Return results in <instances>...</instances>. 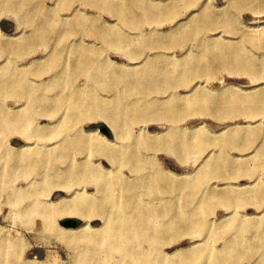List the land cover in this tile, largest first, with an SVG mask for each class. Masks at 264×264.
Listing matches in <instances>:
<instances>
[{
    "label": "rangeland",
    "instance_id": "1",
    "mask_svg": "<svg viewBox=\"0 0 264 264\" xmlns=\"http://www.w3.org/2000/svg\"><path fill=\"white\" fill-rule=\"evenodd\" d=\"M3 1H6V5H4L2 10H0V53H2V55L0 56V68L9 67L10 65L14 64H24L27 65V67L31 65L29 67L30 77L38 81H47L48 79L52 78L53 73L43 72L39 67V60L37 59H39L40 56L43 55H53L57 52H62L64 51V46L70 44L76 48L80 46L82 49L86 47L96 48L92 53L93 55H95L96 53L100 54L95 55L97 58L96 62L101 64L102 67H105V70L108 73L111 72L114 76L116 74V77L117 74H120L121 77L124 74L123 77H126V73L141 71L151 72L152 70H166L169 72H173L174 70H176V67L179 71H181L182 74L180 75L171 74L167 77L145 75V77H141V79L143 80V83H140L141 86L137 85L135 81L136 77H134L131 84L127 85L126 83H123L115 86V89L114 87H112V85H107V82H102V80L99 78L96 79L95 73L92 76H87L86 74L82 73V69L73 66H71L72 68L69 67L71 68V71L74 70L75 73V77L74 75L70 77L74 78V85H76V87L87 86L88 88H90L91 92L95 89V92H97L96 94H98L99 99H101L103 103L100 107L90 108L91 110H93V112H88L91 114L94 113L93 116L90 115L91 118L93 117L92 119L90 118L89 120L84 115L77 117L78 119L76 118L75 121L71 122L72 124L70 125V127L60 137H62L65 133L68 136L73 137L75 133L80 129H99V131L103 133L101 131V126H105L108 128V126L106 125L109 124L106 123H109L110 121L112 124L116 125L119 133L123 136L121 139H126L128 135H131L133 137H138V139L141 137H145L147 140H152L154 142V149L144 151L148 159L146 163H149V165L151 164V166H149L145 163V175H148L149 173L153 176H156L158 175V173H161L162 170L166 171L169 169L173 171L175 173L174 175L176 176H185L183 178L184 181L190 182V184L186 183L187 185L183 183L185 187L187 186L186 189H189L190 191L193 189L192 187L198 189L197 195L195 196L196 198L198 197V199L203 198L204 203L202 202L203 205L201 203V205L199 206H204V211L206 210V212L203 216L195 218L193 222L202 220L206 216V218L212 220V222L214 223L213 226L215 227V230L216 227L221 228L220 232L222 233V235H220L219 237L208 238L205 235L193 234L191 226L189 225L190 222L189 224L188 221L187 224H184L186 222H182L181 224H179L180 222L177 221V226H175L176 228L173 225L172 229H169L171 233H169L168 231L164 234V237L162 235L161 239L163 240L160 239L161 241H159L158 243H154L157 249L167 255L176 254L181 250L184 251L183 254H186L185 257L174 260V263L172 262L171 264H203V262H205L204 259L196 251L200 250L201 248L199 244L202 243L203 246H205V244L209 243L212 246V250L214 252L216 250H224L226 244H228V241H231V238L232 240L239 239V236L237 237L233 234L224 235V227L236 226L240 224H245L247 226L246 229H248V231L246 230L245 236L242 238H248L249 240L255 242L257 241V247H254L256 249L254 251L255 254H253L254 252H249L248 247L243 248L242 252H245L244 255L251 256H248L247 258L243 257V259H240L238 263L264 264V243L263 246H261V244H259L258 242V239H260V237H253V232L251 230L253 229V227H251L250 225L252 224L250 222H264V201H261V194L264 193V167L260 166V163L258 162L259 160L264 159V109L258 111L259 114L251 113V111L248 109H244L245 111L236 112L234 114H229L228 111H223L222 114H219L216 111V108H211L208 110L205 104L203 106V101H200L198 103L199 105L196 104L194 105V107L190 105V103L196 100L197 96L199 95L200 96L198 98H203L204 96V98H208L209 95L212 98H215L218 95L225 94L227 92H232L234 93L233 95L238 94L245 97L255 96L259 94H262V96L264 95V93H262L264 91V70L263 75H259L261 78H258L259 76L256 77L250 75L251 72L249 70L246 71L241 65H239L241 60H238L239 63L235 60L236 57L234 55V52L232 53L233 55L230 54V52H225V57H221L216 52L218 40L220 46L224 42L227 46L232 47L240 44L242 45L244 50V57H248L250 60L253 58L254 61H256L258 65L262 69H264V33L262 32V30H264V0H261V5L259 4L260 0H122L123 3H121V5L123 9L129 5V7L131 8L128 11H134H132L133 13H129V15L127 16H130L131 18H124V15L119 16L117 11H112L109 6L106 7L107 5H105V3L102 6V3L98 2V0L96 2L94 0H82V2L81 0ZM115 1L117 2L118 0ZM15 3L16 5L17 3L18 5L22 3V7L21 5H19L20 7L18 5V7H16ZM24 5L27 6L24 7ZM137 6H139L140 8H138ZM255 6H257L258 9ZM18 8H21V11L17 10ZM150 8L152 9V14H150L149 12ZM125 10L126 9H124V11ZM127 12L126 15L128 14ZM207 13L212 14L209 15ZM148 14L152 16L151 20L148 18L150 17ZM83 16L85 18L88 16V25L92 26V29L90 28L91 33L89 31L86 32L82 30L83 32L81 33H75V36V34H73V31H75V26H77L79 20L81 24L85 23V18ZM212 16L214 19L212 18ZM219 16L221 17V19L223 17V19H225L226 21L221 20ZM128 19L132 20L130 21ZM52 20H54V22ZM215 20L217 22L219 20L223 23H217ZM210 21L214 22L211 23ZM231 21L232 25H230ZM48 22H50L51 24L49 25ZM224 22H226V24H224ZM227 22L229 23V25H227ZM201 25L208 28L203 27L202 29ZM101 28L105 29L106 31L104 30L105 32L101 33ZM111 29L117 32H121V36H118L116 33H113L112 35L110 32L109 34H107V31H112ZM46 32H49L48 37H46ZM2 33H9L11 35L20 34V36L17 35V38L15 37L11 40L3 38ZM87 33H89L90 35L88 34V36ZM260 34L262 35V37L260 36ZM116 36L121 38V40L118 39L121 41V43L119 41L114 43L111 42V40L115 41V39H117ZM179 36L182 37L180 38ZM250 37L252 38V40H250ZM127 38H129V41H131L129 42ZM256 38L258 39L257 41L261 42L260 45L255 42ZM213 40L216 45L212 43ZM246 40L250 41L248 42ZM8 44L20 46L23 48H27L28 46H30L32 51L30 50L29 52H27L26 50H22L23 53H20L19 56L1 52V50L4 49V47H7ZM200 44L201 46H203L201 47ZM224 44L222 46H226ZM82 49L73 51L74 62H81V60H79L80 56L84 55L87 51ZM207 50H209V52ZM66 52L68 53L67 49L65 50V53ZM203 55L207 57L208 65H210V67L203 64L194 65L196 63H193V60ZM222 58H224V60ZM211 61L213 62V64ZM178 62L183 64L184 67L179 68L178 65H175ZM185 64H188L186 65V67L190 66V68H185ZM220 65L221 67H219ZM199 66L200 68L203 67L201 68V71ZM79 70L80 73L78 72ZM128 70L129 72H127ZM190 71L194 74H198V76L196 74L194 78H192L191 75L188 76V74L191 73ZM31 73L33 74L31 75ZM78 74L79 76H77ZM147 76H150V82V79ZM155 76L159 79L157 80ZM144 81L146 82L144 83ZM147 82H149L150 84H148ZM130 85H132L133 89H130ZM123 89H125L126 92ZM129 90H132V92H129ZM56 93L57 92L55 90H49L47 91V93L45 92V94L47 95L50 94L49 96H54ZM131 93L133 94V96H130ZM118 99H122V103L125 104L123 105L121 103V106L120 100ZM148 100H152L151 104ZM139 102L142 104H140ZM159 102H161L163 105ZM7 103L10 106H14V103L12 101L7 100ZM35 103L36 105H33ZM35 103L29 104L28 111L31 112L30 118L33 121L34 128H36L37 126V130L35 131L34 136L36 138H42L45 132L46 134L52 133L53 126L50 125L51 121L49 117H53L54 115H51L53 114L52 112L55 113L56 111H59V109L55 110L52 105L46 106L41 101H36ZM153 103L155 108H159L158 112H156L158 108L156 110L154 107H152ZM114 104L117 105H115L117 108L113 106ZM138 104L139 106L141 105V108H138ZM109 105L111 106V108L106 109V107H108ZM161 105L164 108L165 105L166 107L168 106L167 110H164ZM30 106L33 107L31 108ZM149 106L151 107L146 108ZM175 106H179L182 112L179 111L180 108L178 107L175 109ZM102 107H104L105 109ZM161 108H163V110ZM49 109L51 110L49 111ZM97 109H100L101 111H98ZM132 109L135 111H137V109H140L142 113L136 114L135 111L131 112L133 111ZM174 109L180 112L179 116H176L172 112L174 111ZM152 110L153 113L151 114ZM99 112H101L102 114L100 113L99 115ZM133 113L134 115H136L134 116ZM146 113L151 115L144 116ZM57 114L58 119L64 114L66 116H69L67 110L60 111V113ZM82 114L86 113L82 112ZM171 117L173 123L171 121ZM152 118H154V121L151 120ZM175 122L177 123V125H175L178 127H174ZM171 128H174L175 130L185 129L184 131H186V133L184 131L182 132H184L183 134L187 135H191L192 132L208 137L212 135L210 137L212 141H214L213 138L215 139L217 136L218 139H225L227 136L226 139L228 140L230 138L229 136L232 133L233 134L228 140L229 142L227 141L226 146L224 147L216 145L214 143V145L211 144L212 146H208L205 149L206 151L201 153H182L180 148H175L174 146L171 147L172 143H174L172 142V133L175 132L173 131L174 129L172 130ZM199 128L200 130H198ZM41 129L44 133L41 131ZM45 129H48L49 131H46ZM188 130H191V132ZM234 133H239L240 136L236 135L235 137ZM5 136L14 147H20L25 143V138L23 136H20L19 134L6 132ZM48 137L49 138L47 139L49 140H40L38 142L40 144L46 145L47 147H51V144L55 143L57 140H50V137H52V135ZM114 137L115 136L111 133L109 139L115 140L116 137ZM175 141L179 143L178 139H176ZM183 154L185 156H183ZM217 155L218 157H216ZM221 155H224L225 158ZM185 157L186 159H184ZM214 157L219 161L225 159V163L223 162L222 164L221 162H218L217 167L215 169H212L214 170V172H212V170L204 171L205 164L209 160H212ZM226 158L229 162L226 160ZM254 158H256V160H254ZM102 163L104 166H106V168L109 167V164L104 160L102 161ZM128 164V166H123L124 168H122L124 169L123 175L126 179H128V177L133 178V176H136V173L131 171L134 170V165L132 163ZM159 165L161 166L159 167ZM55 166L59 167L60 169H64L66 167V164L58 163L55 164ZM227 167H231L232 171H226L225 169ZM154 168L157 170H155ZM217 168L220 170H218ZM223 168L225 169L223 170ZM204 172L207 174H205ZM141 175L142 174H138L137 177H142ZM202 175L205 178L204 181H202V179H204L202 178ZM23 180V178L19 179L17 181V185H22L24 187L27 185V182L31 181V179L28 178L26 179L27 181ZM75 182L76 180L74 181L75 186H73V191L81 190L83 189V187L86 188V190L94 191L93 181L90 182L89 180H86L81 186L76 184ZM192 182H194V185L191 186ZM223 188H225V190ZM189 190L184 191L182 187L176 185L175 188H171L169 193L162 195L163 197H159L157 195L153 196V198H162L165 200L168 198L169 200H171L175 199L179 191V193L183 191L180 197L182 199L187 198L186 200H184L185 202H187L184 206H187V204L188 206H191L188 203ZM236 190L237 192H235ZM211 191L214 193H212ZM225 191L227 193L233 192L235 193V196H240L236 197L238 198V200L236 199L237 201L232 206L222 204L215 200L214 202L210 203L211 205L205 202L210 194L216 197L223 192L225 194ZM47 193H51L49 197L50 200H56L58 197L67 195V192L61 190V188L53 189V187L49 186L43 187L42 194L46 195ZM173 194H175V196ZM182 194L184 195V197ZM250 198L253 200H251ZM169 204H172L173 206V203ZM196 204H193L192 206H197ZM26 205L27 202H25L21 206ZM162 206L164 205L162 204ZM258 206L262 209L260 208L258 210ZM73 219L79 221L80 223L83 222L79 218ZM66 220L67 219L65 218L58 219L59 226H63L62 223ZM39 221L40 220L37 219L35 220L34 225L28 226L27 220H25V218L23 217L20 218L17 214L16 209H14L10 204H7L6 194L2 196V200L0 202V230L2 231L1 236L3 237V239L9 238L11 240H15L18 237H21L23 240V248L25 247L23 251L24 259H37L40 261V263L43 264H81L84 253H81V251H79L78 244L74 243L68 245L51 231H42ZM178 224L181 226H179ZM92 225L94 227H98L101 225V221L95 219L94 221H92ZM188 227L190 228L188 229ZM261 227L262 226H259L258 230H260ZM195 242L197 244L199 242V244L189 249V247ZM255 242H253V244ZM261 259L262 261H260ZM242 260L244 261L242 262ZM223 264L233 263L230 261H226V263L224 262Z\"/></svg>",
    "mask_w": 264,
    "mask_h": 264
},
{
    "label": "bare ground",
    "instance_id": "2",
    "mask_svg": "<svg viewBox=\"0 0 264 264\" xmlns=\"http://www.w3.org/2000/svg\"><path fill=\"white\" fill-rule=\"evenodd\" d=\"M94 1L96 2L97 0H94ZM128 1H130V0H128ZM5 2L3 0H0V10H2L4 5H6ZM81 2H82V0H81ZM98 2H101L102 6L105 3V5H107L106 7L109 6V8L112 11H117L119 16L124 15V18H129L130 16L129 17H127V16L129 15V13H131L133 11V10L130 12L128 11L131 8V7H129V5L124 8V9H126L124 11V9L122 8V5H121V3H123L122 0H118L117 2L115 0H98ZM260 2H261V0L259 1V4H260ZM15 5H16V3H15ZM17 5H18V3H17ZM17 5H16V7H18L19 5H21V7H22V3L19 4L18 6ZM25 6H27V5H24V7ZM70 6H71V4H70ZM137 7L140 8L139 6H137ZM255 7L257 8V6H255ZM20 9L21 8H18L17 10L21 11ZM142 11H143V9H142ZM148 11H149V9H148ZM126 12L128 13L127 15H126ZM149 12H150V14H152L151 8H150ZM84 14H82V15H84ZM207 14H209V13H207ZM210 14H212V13H210ZM84 16H86V15H84ZM132 16H133V14H132ZM87 18H88V16L85 18V23H83V24H81L80 20H79V23L77 24V26H75V31H73V34H75V33L78 34V33H81L83 31H86V32L89 31L91 33V29H92L91 27L92 26L88 25ZM148 18L151 20L152 16H150ZM212 18H213V16H212ZM218 18H215V19H218ZM220 19H221V17H220ZM46 20H47V18H46ZM48 20H50V19H48ZM128 20L131 21L132 19H128ZM204 20H206V19H204ZM221 20H225V19H223V17H222ZM230 20H232V19H230ZM230 20H227V21H230ZM52 21L54 22V20H52ZM210 22L213 23L214 21L213 22L210 21ZM220 22L221 21L218 20L217 23H220ZM48 23H49V25L51 24L50 22H48ZM221 23H223V22H221ZM224 24H226V22H224ZM195 25H196V23H195ZM205 25H206V21H205ZM227 25H229V23ZM230 25H232V21H231ZM224 26H226V25H224ZM203 27L204 26H202L201 28L203 29ZM219 27H220V25H219ZM201 28H200V30H201ZM204 28H208V27H204ZM218 29H220V28H218ZM35 30H36V28H35ZM104 30L105 29L101 28V33L106 31V30L105 31ZM111 30L112 31H107L108 32L107 34H109V32H110L112 35H113V33H116L118 36H121V34H120L121 32L114 31L113 29H111ZM262 32L264 33V30H262ZM88 34L89 33H87V35ZM17 35L20 36V34H17ZM17 35H11L9 33H6V34L2 33L3 38H7V39H11V40L14 39ZM98 35H99V33H98ZM180 35H181V33H180ZM48 36H49V32L48 33L46 32V37H48ZM75 36H76V34H75ZM118 36H116L117 39H115V41L111 40V42L114 43V42L119 41L121 43V41H120L121 38ZM195 36H196V34H195ZM260 36L262 37L261 34H260ZM250 38H248V39H250ZM118 39H120V40H118ZM127 39L129 41V38H127ZM253 39H254V37H253ZM258 39H259V37H258ZM258 39L256 38L255 42H257V44L260 45L261 42L257 41ZM250 40H252V38ZM246 41H248V40H246ZM215 42H216V40H215ZM222 42H223V40H222ZM212 43L215 44L214 40ZM88 44H89V42H88ZM115 44H118V43H115ZM172 44H174V43H172ZM112 45H114V44H112ZM183 45H184V42H183ZM217 45L218 46H216V52L221 57L225 55L224 54L225 52H230V54H232L234 52L235 53L234 55L236 57L235 60L236 61L241 60L240 63L238 61L239 65H241L243 67V69H245L246 71L249 70L251 72L250 75H253L256 77H258L260 74L263 75L264 69H262L258 65V63L256 61H254L253 58H252L253 60L252 59L250 60L248 57L247 58L244 57V55H243L244 50H243L242 45L239 44V45L232 47V46H227L225 43L224 45H226V46H222V45L220 46L219 40H218ZM200 46H201V44H200ZM167 48H169V47H167ZM66 49H67L68 53L67 52L65 53ZM80 49H82L80 46H78L76 48V47H73L72 45L69 44L67 46H64V49H63L64 51H62V52H57L56 54H53V55H49V54L43 55V53H42L43 56H40V58L37 59V60H39L38 61L39 64L42 65V66L39 65V67L42 69L43 72L53 73L52 78L48 79L47 81H44V80L38 81V80H34L33 78H31L30 77V70H29L30 69L29 67L31 65L27 67V65H24V64L23 65L14 64V65H10L9 67H5V68L1 67L0 68V202L2 200V196L4 194H6L7 204H10L11 206H13L14 209H16L17 214L19 215L20 218L23 217V218H25V220H27L28 226L34 225L35 220L39 219L40 220L39 223L41 225L40 228L42 229V231L43 230L51 231L56 236L61 238L64 242H66L68 245H71L74 243L78 244L79 251H81V253H84L83 259L81 260V264H171L174 260L184 258L186 255V254H183L184 251L181 250V251H178L176 254L167 255V254H164L163 252H161L159 249H157L156 245L154 243L155 242L158 243L159 241L163 240V239H161L162 235L164 237V234L167 233L170 228L172 229L173 225H174V227L177 226V221L180 222L179 224H181L182 222H186L184 224H187V221L189 224V222H190L189 225L191 226V230H192L193 234L205 235L208 238L209 237H219L220 235H222V233L220 232L221 228L216 227L217 232H219V233H217L215 230V227L213 226L214 223L212 222V220H209L208 218H206V216L202 220H199L197 222H193V220L195 218L203 216L205 214L206 210L204 211V206H199L204 201L203 198L198 199V197L196 198V196H195V195H197L198 189H195L194 187H192L193 189L190 188V189H192L190 191L189 189H186L187 186L186 187L184 186V184H186V183L190 184V182L184 181L183 178L185 176H176V175H174L175 173L169 169L166 171L165 170L164 171L159 170V171H161V173H158V175H156L157 177L153 176L152 174H149V173H148V175H145L146 167H144V166H145L146 161H148V159H147V155L144 151L152 150L155 148V146L153 145L154 142L152 140L149 141L145 137H141L138 139V137H136V136L133 137L131 135H128L126 139H124V138L121 139L123 136L119 133V130L116 127V125L112 124L110 121H109V123H106V124H109L106 126H108V129L116 137L115 140L109 139V137L107 135L101 133L99 131V129H95V130H82V129H80V130H78V132L75 133V135L73 137L68 136L66 133L62 137H60L70 127V125L72 124L71 122L75 121V119L77 117L84 115L90 120L91 116H93V114H94V113L91 114L88 112V111L93 112V110H91L90 108L100 107L101 104L103 103L102 100L99 99L98 94H96L97 92H95V89L93 90L94 92L93 91L91 92L90 88H88L87 86L86 87H76V85H74V83H75L74 78H70L73 75L75 77L74 70L71 71V68H72L71 66L78 67L79 69H82V71H83L82 73L86 74L87 76H92L95 73L96 79L99 78L102 80V82H107V85H112V87H114V88H115V86H118V85L123 84V83H126L127 85L131 84L132 79H134V77H136L135 81H136L137 85H140V83L143 81L141 79V77H145V75H156L158 77H160V76L161 77H167V76H170L171 74L172 75L182 74L181 71H179L178 68L176 67V70H174L173 72H169L166 70L165 71L164 70H152L151 72H149V71L148 72L147 71L142 72L141 71V72L126 73L125 74L126 77H123L124 74L122 75V77L120 76V74H117V77H116V74L114 76L111 72L108 73L105 70V67H102L101 64L96 62L97 58L95 55L99 54V53H96L95 55L92 54L94 52L93 50L96 48H93V47L83 48L82 50H87V51L84 55L80 56L78 54L80 56L79 60H81V62H78V63L74 62L73 51L74 50H80ZM197 49H199V48H197ZM22 50H26L27 52H29L31 50V47L28 46L27 48H23L20 46L8 44V46L4 47V49H2L1 52L10 53L12 55L19 56L20 53H23ZM201 50H203V49H201ZM210 50H212V49H210ZM261 50H263V49H261ZM207 51L209 52V50H207ZM190 52H189V55H190ZM193 52H195V51H193ZM31 53H27V54H31ZM197 53H199V52H197ZM1 55H2V53H0V56ZM185 55H187V54H185ZM72 56H73V58H72ZM226 56H227V54H226ZM222 59L224 60V58H222ZM184 61H185V59H184ZM32 62H34V61H32ZM216 62H217V60H216ZM193 63H196L194 65L203 64L206 66V65H208V60H207V57L203 55L199 58H195L193 60ZM212 64H213V62H212ZM236 64H237V62H236ZM175 65H178L179 68L184 67V65L181 64L180 62H178ZM186 65H188V64H185V68H187V69H188V67L190 68V66L186 67ZM239 65H237V66H239ZM208 66L210 67V65H208ZM69 67H71V68H69ZM219 67H221V65ZM114 68H117V67H114ZM195 68H196V66H195ZM199 68H200V66H199ZM201 68H203V67H201ZM201 68H200V71H201ZM223 68H225V67H223ZM196 70H197V68H196ZM240 70H242V69H240ZM192 71H194V70H192ZM207 71H208V69H207ZM78 72L80 73V70ZM127 72H129V70ZM188 72H189V70H188ZM34 73H36V72H34ZM32 74L33 73H31V75ZM195 74L193 72H191L190 74H188V76L191 75V77L194 78ZM196 75L198 76V74H196ZM77 76H79V74ZM156 76H155V78L158 80L159 78H157ZM256 77H254V78H256ZM258 78H261V77L259 76ZM96 79H95V81H96ZM150 81H151V79L149 80V82ZM154 81H155V79H154ZM145 82L146 81H144V83ZM149 82H147V83L150 84ZM76 84H77V82H76ZM132 85H130L131 86L130 89L132 88ZM125 89H123V90L125 91ZM49 90H51V91L55 90L57 93L54 96H49L50 94L49 95L45 94V92L47 93V91H49ZM194 90H196V89H194ZM129 92H132V90L131 91L129 90ZM129 92H128V94H129ZM262 93H264V91ZM131 94H130V96H133V94L132 95ZM233 94L234 93H232V92H227L225 94L218 95L215 98H212L210 95L208 96V98L207 97L204 98L205 97L204 95H203L204 96L203 98H198L200 96L199 95V96H197L196 100H194L192 103H190V105L194 107V105L198 104L200 101H203L202 102L203 106L205 104V106H206V108H208V110L211 108H216L217 110L216 109L215 110L219 114L220 113L222 114L223 111H228L229 114H234L236 112L245 111L244 109L250 110L251 113L259 114L258 111L264 109V95L262 96V94L255 95V96H248V97L238 95V94L237 95H233ZM100 98H102V97H100ZM7 100L12 101L14 103V106H12V105L10 106L7 103ZM118 100H120V99H118ZM124 100H126V99H124ZM134 100H135V98H134ZM36 101H41L46 106L52 105V107L55 110L59 109V111H56L55 113L52 112L53 114H51V115H54L53 117H49V119L51 121L50 125L53 126L52 133L46 134V132H45V134L43 135L42 138H36L34 136V133L37 130L36 129L37 126H36V128H34L33 121L30 118L31 112L28 111L29 104L35 103ZM148 101L151 104L152 100H148ZM121 103H122V99L120 100V104ZM137 103H138V101H137ZM159 103H161V102H159ZM116 104H117V101H116ZM116 104H114L113 106L116 107L117 106ZM122 104H121V106H122ZM140 104H142V103H140ZM33 105H36V103ZM104 106H105V103H104ZM140 106L138 104V108ZM150 107L151 106L146 107V108H150ZM152 107H154V103L152 104ZM167 107L165 105V108L163 107L164 110H167ZM177 107L180 108L179 106H177ZM177 107L175 106V109ZM47 108H49V107H47ZM102 108H104V107H102ZM107 108H111V106L109 105L108 107H106V109ZM118 108H119V106H118ZM157 108H155V109L157 110ZM163 108H161V109L163 110ZM175 109L172 112L176 116H179L180 112H178V110H175ZM50 110L51 109H49V111ZM63 110H67L69 116H66L64 114V115L60 116V118L58 119L57 113H60V111H63ZM97 110L99 111L100 109H97ZM134 111L135 110H133L131 112H134ZM158 111H159V108L156 112H158ZM179 111H181V108ZM82 112H85L86 114H82ZM100 113L101 112H99V115H100ZM135 113L141 114L142 112L140 111V109L139 110L137 109V111H135ZM152 113H153V110H152L151 114ZM146 114L144 116L151 115L148 113H146ZM229 114H227V115H229ZM97 115H98V113H97ZM133 115H134V113H133ZM170 116H171V114H170ZM56 118H57V120H56ZM142 118H143V114H142ZM153 119L154 118H152L151 120H153ZM163 119H164V117H163ZM167 120H168V118H167ZM171 121H172V117H171ZM178 121H179V117H178ZM172 123H173V121H172ZM175 124L177 125L176 122L174 123V125ZM176 125L174 127H178ZM184 130H181V129L175 130L174 129L173 131H175V132L172 133L173 134V137H172L173 141L172 142H174V143H172L171 147L174 146L175 148H180L182 153L183 152L184 153L190 152V153H196V154L201 153V152L206 151L205 149L208 146H212L211 144L214 145V143L216 145L224 147V146H226L227 141L231 138V135L233 134L232 133L230 136L228 135L230 137V138L228 137L229 138L228 140L226 139L227 136L225 139H221V138L218 139V136L216 135L217 139L213 138L214 141H212V139L210 138L212 135H210V137H208V136H205L202 134H196L193 132H192L193 134L191 133V135H187V134H183L184 132L186 133V131H184ZM198 130H200V128ZM41 131H42V129H41ZM46 131H49V130L47 129ZM182 131H184V132H182ZM188 131L191 132V130H188ZM6 132L15 133V134H19L20 136H23L25 138V143L23 145H21L20 147H17V146L14 147L12 145V143H10L8 138L5 136ZM168 132H169V130H168ZM216 133H218V132H216ZM50 135H52V137H50L51 138L50 140H57L55 143L51 144L52 145L51 147H47L46 145L40 144L38 142L40 140H42V141L43 140H49L47 138H49L48 136H50ZM236 135H239V133L235 134V137H236ZM176 139L179 140V143L177 141H175ZM168 141H170V140H168ZM252 141H254V140H252ZM252 141H250V142H252ZM162 146H165V145H162ZM229 146H230V143H229ZM234 149H236V148H234ZM214 153H216V152H214ZM183 156H185V155L183 154ZM221 156H224V155H221ZM216 157H218V155ZM224 158H225V156H224ZM184 159H186V157ZM103 160L109 164L108 168H106V166L103 165V163H102ZM226 160H227V158H226ZM229 160H230V158H229ZM254 160H256V158H254ZM218 162H221L223 164V162L225 163V159L219 161L217 158L214 157L212 160H209L205 164L204 171H209V170L211 171L212 169H215L217 167ZM258 162L260 163V166L264 167V159L259 160ZM58 163L59 164L60 163L66 164V167L64 169H60L59 167L55 166V164H58ZM128 163H132L134 165V170H131V171L135 172L136 176H133V178L128 177V179H126V178H124V175H123L124 169H122V168H124L125 166H128L129 165ZM146 164L149 165V163H146ZM149 166H151V164ZM160 166L161 165H159V167ZM218 166H221V165H218ZM200 169H203V168H200ZM224 169L225 168H223V170ZM155 170H157V169H155ZM218 170H220V169H218ZM225 170L228 172H231L232 168L227 167ZM199 171H201V170H199ZM150 172H152V171H150ZM212 172H214V170H212ZM138 174H142L141 175L142 177H137ZM205 174H207V173H205ZM21 178H23L25 181H27L26 179L28 178V179H31V181L27 182V185L24 187L22 185L19 186V185H17V181ZM202 178H204L203 175H202ZM75 180H76L75 183L80 185V186L83 185V183L86 180H89L90 182L93 181L94 182L93 183L94 191L86 190V188H84V187L81 190H74L73 191V186H75V184H74ZM204 180H205V178L202 179V181H204ZM176 185L182 187L184 189V191L189 190V192H188V194H189L188 203L191 206H188V204H187V206H184V205H186L185 203H187L184 200H186L187 198L182 199L180 197V195L183 191L181 193H179L180 192L179 191L178 194L176 192V194L178 196L176 195L175 199H171V197H170L171 200H169L168 198L166 200L162 199V198L161 199L160 198H156V199L153 198V196L158 195L160 197L166 193H169L171 188L172 189L175 188ZM192 185H194V182H192L191 186ZM48 186L53 187V189L61 188V190L67 192V195L62 196V197H58L56 200H50L49 197H50L51 193H47L48 195L42 194V188L48 187ZM189 187H190V185H189ZM234 188H236V187H234ZM79 189H80V187H79ZM218 189H220V188H218ZM223 189L225 190V188H223ZM237 190L235 192H237ZM263 192H264V190H263ZM205 193H206V191H205ZM212 193H214V192H212ZM207 194H208V192H207ZM209 194H210V192H209ZM215 194H216V192H215ZM218 194H219V192H218ZM238 194H239V192H238ZM173 195L175 196V194H173ZM183 197H184V195H183ZM236 197H240V196H238V195L235 196V193H233V192H228V193L226 192L225 194L223 192V193L219 194V196H216V197L214 195L212 196V194H210L209 197L205 200V202L210 204V203L214 202V200H215V201H218L222 204L232 206L238 200V198H236ZM241 199H242V197H241ZM251 200H253V199H251ZM261 201L262 202L264 201V193L261 194ZM25 202H27V205L21 206ZM259 202H260V200H259ZM169 203H173V206H172V204L170 205ZM196 203H198V204H196ZM203 203H202V205H203ZM162 204L164 206H162ZM193 204L194 205L196 204L197 206H192ZM260 208L261 207H259L258 210ZM15 216H16V214H15ZM17 218H18V216H17ZM60 218L61 219L79 218L83 222L77 228H66L64 226H59L58 219H60ZM95 219L101 221L100 226L94 227L92 225V221H94ZM250 223H252V224H250ZM250 223H248V224H250L251 227H253V229H254V230L251 229L253 232V234H252L253 237H260V239H258V242H259V244H261V246H263V243H264V222L260 221V222H250ZM215 225H216V223H215ZM179 226H181V225H179ZM259 226H262L260 228V230H258ZM246 227L247 226L245 224L224 227V231H225L224 235L233 234V235H236L237 237L239 236V239H233L232 240V238H231V241H228V244H226V246H225L226 250L225 249L224 250H216L214 252L212 250V246L209 243L205 244V246H203L202 243L199 244V242H198V244L200 245L201 248H200V250H196V251L204 259L205 262H203V264H223L224 262L226 263V261H230L233 264H237L240 259H243V257H245V258H247L248 256L250 257L251 255H248V256L244 255L245 252H242V249L245 247L246 248L248 247L249 252H254L256 250L254 247H257L256 246L257 241L255 242V241L249 240L248 238H244V239L242 238L245 236L246 230L248 231V229H246ZM189 228L190 227H188V229ZM188 229H186V230H188ZM172 231H175V230H172ZM1 232L2 231L0 230V264H43V263H40V261L37 259L26 260L23 258V251H24L25 247L23 248V244H22L23 240L21 237H18L15 240H11L9 238L3 239V237L1 236ZM169 233H171V232L169 231ZM255 240H256V238H255ZM253 242H255V243L253 244ZM206 243H207V240H206ZM147 244H148V246H147ZM198 244L196 242L193 243L189 247V249L193 248L194 246H196ZM258 251H260V250H258ZM241 252H242V254H241ZM253 254H255V252ZM243 261L244 260H242V262ZM260 261H262V259Z\"/></svg>",
    "mask_w": 264,
    "mask_h": 264
},
{
    "label": "water",
    "instance_id": "3",
    "mask_svg": "<svg viewBox=\"0 0 264 264\" xmlns=\"http://www.w3.org/2000/svg\"><path fill=\"white\" fill-rule=\"evenodd\" d=\"M101 131L108 137L111 136V131L107 127L101 126ZM80 224L81 223L75 219H67L62 223V225L66 228H77L80 226Z\"/></svg>",
    "mask_w": 264,
    "mask_h": 264
}]
</instances>
